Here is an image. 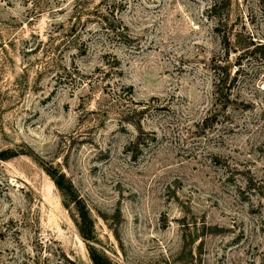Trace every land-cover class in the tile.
Instances as JSON below:
<instances>
[{
    "label": "rangeland",
    "instance_id": "rangeland-1",
    "mask_svg": "<svg viewBox=\"0 0 264 264\" xmlns=\"http://www.w3.org/2000/svg\"><path fill=\"white\" fill-rule=\"evenodd\" d=\"M112 1L0 0V264H264V0Z\"/></svg>",
    "mask_w": 264,
    "mask_h": 264
},
{
    "label": "trees",
    "instance_id": "trees-1",
    "mask_svg": "<svg viewBox=\"0 0 264 264\" xmlns=\"http://www.w3.org/2000/svg\"><path fill=\"white\" fill-rule=\"evenodd\" d=\"M81 2L82 0H76L77 3L76 5L78 4L81 5ZM219 3H220L219 0H215L212 4V10L215 9V7L219 5ZM120 4L121 1L114 0V2L112 1L109 4L107 11L100 10L99 11L100 13L98 14V20L101 23V28H105V30L108 31L110 35L118 34V28H119L118 22L120 21V19L117 15L114 17V14H115V9H117L120 6ZM111 15L113 16L111 17ZM78 17H80V15H78ZM225 39H227V36H225ZM16 154H18L16 151L10 149H4L0 152V156H2L3 158H8ZM51 174L58 186L66 189V192H68V194L74 193L72 183L70 184L66 183V175L64 172H60L54 169L51 171ZM75 203L79 213L80 232L86 240H90L93 238V225H92V218L89 209L81 197H78ZM88 248L93 264H114L111 261V259H109L103 253L98 251V249L91 243H88Z\"/></svg>",
    "mask_w": 264,
    "mask_h": 264
}]
</instances>
